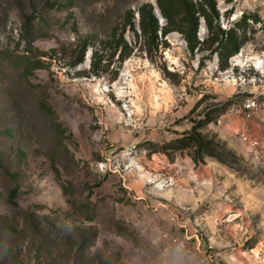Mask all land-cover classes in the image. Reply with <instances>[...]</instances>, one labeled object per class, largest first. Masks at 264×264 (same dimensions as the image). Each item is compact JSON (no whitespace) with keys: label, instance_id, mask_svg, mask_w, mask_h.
<instances>
[{"label":"rangeland","instance_id":"obj_1","mask_svg":"<svg viewBox=\"0 0 264 264\" xmlns=\"http://www.w3.org/2000/svg\"><path fill=\"white\" fill-rule=\"evenodd\" d=\"M229 213L264 252V0H0V264H206Z\"/></svg>","mask_w":264,"mask_h":264},{"label":"crops","instance_id":"obj_2","mask_svg":"<svg viewBox=\"0 0 264 264\" xmlns=\"http://www.w3.org/2000/svg\"><path fill=\"white\" fill-rule=\"evenodd\" d=\"M219 193H223L224 190L219 189L218 190ZM217 207L219 208L220 206L217 205ZM235 213H229L226 218H225V222L227 223L226 227L229 229L231 227V229L234 228L235 223H231L234 220L237 219V217L242 216L243 219H245L244 221V228L240 227V229L236 228L233 229V235H232V239H228L225 240L223 243L229 245H235L234 247H232V251L229 252H217L216 254H220L217 255V257H210V255H206L205 258L208 261H206V264H257L255 261H260L264 258V252H258L257 254L253 253V249L255 248H250V250H246L245 248H243L244 243L250 238L252 237V234L254 233L253 231V227L251 226L250 220L249 218L246 217L245 214H235ZM191 236H195L197 239V234H193ZM197 244L199 245V240L197 239ZM237 245V246H236ZM258 245V244H257ZM203 253H205V249H203Z\"/></svg>","mask_w":264,"mask_h":264},{"label":"built area","instance_id":"obj_3","mask_svg":"<svg viewBox=\"0 0 264 264\" xmlns=\"http://www.w3.org/2000/svg\"><path fill=\"white\" fill-rule=\"evenodd\" d=\"M256 109H257L256 100L254 98H248L240 105L239 109H237L236 112L242 111V112L246 113V116L249 117L250 112L252 110L255 111ZM234 134L236 137H238L240 139V141L247 144L251 148L257 147V145L259 143V139L250 138L249 135L242 129H236L234 131ZM174 240L176 241L175 238H174Z\"/></svg>","mask_w":264,"mask_h":264},{"label":"trees","instance_id":"obj_4","mask_svg":"<svg viewBox=\"0 0 264 264\" xmlns=\"http://www.w3.org/2000/svg\"><path fill=\"white\" fill-rule=\"evenodd\" d=\"M208 27H209V24H208ZM184 40L186 42V46L189 49V51H193L195 49V44L193 43L192 37L189 34H185ZM216 52L218 53V49L217 48H213L210 51V53H212V54L216 53ZM187 135H189V134H187ZM226 156H227V153H224L223 157H222V160H225Z\"/></svg>","mask_w":264,"mask_h":264}]
</instances>
